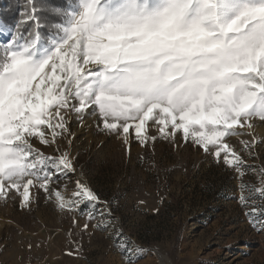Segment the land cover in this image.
I'll return each instance as SVG.
<instances>
[{"label": "snow or ice", "instance_id": "6c2138e0", "mask_svg": "<svg viewBox=\"0 0 264 264\" xmlns=\"http://www.w3.org/2000/svg\"><path fill=\"white\" fill-rule=\"evenodd\" d=\"M87 116L126 152L132 138L179 147V134L241 187L245 172L257 173L255 196L238 203L264 235L255 203L264 201V167L248 163L264 142L255 135L264 128V0H23L19 20L0 23V203L30 210L40 192L55 196L57 211L86 213L82 226L73 219L82 234L109 232L122 264H138L144 250L86 181L75 179L67 200L52 187L77 172L71 125ZM72 243L69 256L80 252Z\"/></svg>", "mask_w": 264, "mask_h": 264}, {"label": "rangeland", "instance_id": "374dc122", "mask_svg": "<svg viewBox=\"0 0 264 264\" xmlns=\"http://www.w3.org/2000/svg\"><path fill=\"white\" fill-rule=\"evenodd\" d=\"M2 20L6 26L17 22ZM71 131L77 172L52 187L67 200L75 179L86 181L101 201L109 202L125 237L144 250L138 264H264V235L248 227L238 203L240 195L255 196L250 189L260 185L257 173L245 172L241 187L232 171L185 145L179 134V147L158 139L142 148L132 138L126 152L119 139L98 130L92 116L84 125L73 120ZM149 134L157 133L149 128ZM255 135L264 138V128L257 127ZM227 139L239 143L238 137ZM33 142L46 155L55 154ZM66 146L62 141L61 147ZM256 152L258 158L248 163L264 167V142ZM44 197L40 192L30 210L18 202L0 203V264H122L109 232L90 228L82 234L73 219L82 226L85 212L61 213L55 196ZM255 203L264 207V201ZM73 241L79 242L80 252L69 256Z\"/></svg>", "mask_w": 264, "mask_h": 264}, {"label": "trees", "instance_id": "16d2710c", "mask_svg": "<svg viewBox=\"0 0 264 264\" xmlns=\"http://www.w3.org/2000/svg\"><path fill=\"white\" fill-rule=\"evenodd\" d=\"M39 2V0H38ZM23 5V0H2V11L0 16L3 22H14L20 18V12ZM9 19V20H8Z\"/></svg>", "mask_w": 264, "mask_h": 264}]
</instances>
